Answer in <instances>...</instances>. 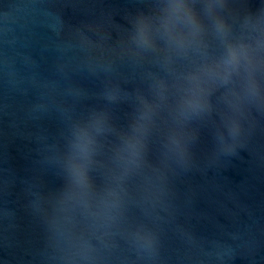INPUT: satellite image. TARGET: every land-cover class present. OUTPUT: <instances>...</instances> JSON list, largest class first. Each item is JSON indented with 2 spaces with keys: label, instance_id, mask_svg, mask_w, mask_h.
I'll return each mask as SVG.
<instances>
[{
  "label": "water",
  "instance_id": "95a60500",
  "mask_svg": "<svg viewBox=\"0 0 264 264\" xmlns=\"http://www.w3.org/2000/svg\"><path fill=\"white\" fill-rule=\"evenodd\" d=\"M163 3L0 0V264H264V103L233 75L202 77L206 107L184 108L187 77L223 48L194 0L203 46L169 49ZM262 8L219 12L235 32ZM80 128L85 185L69 171Z\"/></svg>",
  "mask_w": 264,
  "mask_h": 264
},
{
  "label": "clouds",
  "instance_id": "9594fccd",
  "mask_svg": "<svg viewBox=\"0 0 264 264\" xmlns=\"http://www.w3.org/2000/svg\"><path fill=\"white\" fill-rule=\"evenodd\" d=\"M226 0H203V17H206L212 28V34L219 40L223 51L212 62L202 65L187 77L189 87L182 103L190 112L203 111L206 99L200 87L201 78H217L221 85L229 83L233 75H238L243 81L245 98L250 102L264 103V8L255 16L245 17L238 31L227 22L219 9L225 7ZM162 15L158 19L156 31L161 32L169 49L184 53L192 48L203 46L206 26L201 13L194 6V0H164ZM152 24L145 18L137 21L136 42L144 48L152 47ZM100 118H95L94 126L99 131ZM229 136L237 137L241 132L238 118H230L226 123ZM76 142L73 145L78 153L80 163H69V171L75 182L86 184V164L89 156L91 137L86 128L77 129ZM232 151L231 146L226 148ZM145 245L151 243V238L144 235L140 238Z\"/></svg>",
  "mask_w": 264,
  "mask_h": 264
}]
</instances>
